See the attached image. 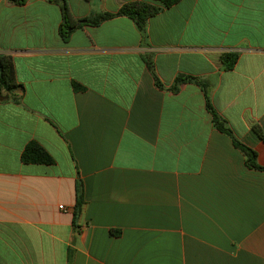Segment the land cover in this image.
Segmentation results:
<instances>
[{"label":"crops","instance_id":"1","mask_svg":"<svg viewBox=\"0 0 264 264\" xmlns=\"http://www.w3.org/2000/svg\"><path fill=\"white\" fill-rule=\"evenodd\" d=\"M151 1L65 0L75 19ZM61 22L49 0H0L20 85L0 100V264H264V172L214 128L198 85L171 90L178 75L207 82L264 167V0H179L145 37L115 17L63 43ZM30 142L54 164L22 163Z\"/></svg>","mask_w":264,"mask_h":264},{"label":"trees","instance_id":"2","mask_svg":"<svg viewBox=\"0 0 264 264\" xmlns=\"http://www.w3.org/2000/svg\"><path fill=\"white\" fill-rule=\"evenodd\" d=\"M16 3H20L22 0H12ZM57 4L61 9L62 22L58 28V34L63 43H66L71 35V33L83 26H98L101 23L110 20L115 17H127L131 19L140 34L145 37L146 25L148 20L161 12L164 8H169L176 4L179 0H152L151 2H128L123 4L115 13H100L93 16L75 19L71 16L65 0H49ZM237 55L235 54H222L220 56L221 67L224 71L231 70L236 63ZM144 63L146 68L149 70L150 74L154 79L156 86L160 87L157 77L154 74V68L152 61L148 58H144ZM194 83L198 85L203 94L205 100V107L211 116L212 124L214 128L220 133L226 135L232 141L233 146L242 153L245 158V165L248 169L255 171L264 172V167L258 165L256 161V152L246 145L242 144L237 140L226 121L222 119L211 105L209 86L205 81L198 80L193 77L178 75L174 84L171 87L172 91L182 83ZM72 87L74 90L82 91L84 87L72 82ZM20 85L17 83L14 72V65L12 58L10 56H0V98L2 93L10 94L19 90ZM13 101H18V99L13 95ZM8 98H1L0 100H6ZM254 133L264 141V135H262L260 129L255 126L253 127ZM21 162L24 164H37V165H53L54 160L50 154L37 142L28 143L21 153ZM84 204V189L83 184L79 178L75 181V202L73 207V222L76 221L80 215L82 206Z\"/></svg>","mask_w":264,"mask_h":264},{"label":"built area","instance_id":"3","mask_svg":"<svg viewBox=\"0 0 264 264\" xmlns=\"http://www.w3.org/2000/svg\"><path fill=\"white\" fill-rule=\"evenodd\" d=\"M60 209H63V206H59Z\"/></svg>","mask_w":264,"mask_h":264}]
</instances>
